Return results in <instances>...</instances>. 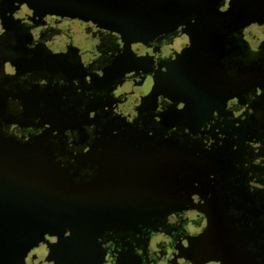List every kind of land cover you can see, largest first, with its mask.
I'll use <instances>...</instances> for the list:
<instances>
[{"label":"flooded vegetation","instance_id":"obj_1","mask_svg":"<svg viewBox=\"0 0 264 264\" xmlns=\"http://www.w3.org/2000/svg\"><path fill=\"white\" fill-rule=\"evenodd\" d=\"M242 2L234 12L232 0H0L2 140L46 147L70 189L99 176L111 148L169 145L195 175L191 209L54 252L36 246L23 262L1 250L0 264H97L100 252L107 264H165L208 219L228 234L229 252L264 264V0ZM14 197L1 194L0 247L37 236L36 211ZM194 216L190 234L183 224ZM159 234L171 246L162 258Z\"/></svg>","mask_w":264,"mask_h":264},{"label":"water","instance_id":"obj_2","mask_svg":"<svg viewBox=\"0 0 264 264\" xmlns=\"http://www.w3.org/2000/svg\"><path fill=\"white\" fill-rule=\"evenodd\" d=\"M242 1L244 0H232L234 12L239 9ZM217 3L214 5L215 11ZM199 8L201 6L198 10ZM184 22L186 21H182V24L185 25ZM249 24L250 21L245 23L246 26ZM107 152L111 154L109 150ZM47 153L40 145L32 149L23 148L0 137V202L1 194H15L13 199L27 202L26 208L24 204L21 205L22 209L29 211L31 208L36 211L37 222H32V225L37 226L38 235L32 240L18 241L21 243L22 257L28 255L32 248L44 243L46 234L57 240L49 245L50 251L54 252L77 239L98 235L105 229L128 231L137 223L147 222L154 216L163 217L171 211L195 207L187 203L186 188L195 176H191L194 167L189 157L181 159L179 171L167 165V170L160 176L164 181L161 180L160 183L154 175L144 178L135 167L132 171L136 174L127 173L125 167L120 165L116 168L113 163L110 164L111 159L106 160L104 163L107 164L92 182L85 187L70 189L66 180L57 177ZM29 154H36L34 168L30 163L33 155L30 157ZM169 159L173 161L174 158ZM179 175L181 178H178ZM177 180H181L180 185ZM3 186L13 187L14 192ZM31 202L36 203V206L29 207ZM205 215L210 218L208 214ZM216 227L217 224L208 219L203 232L196 237H188L176 247L165 264H237L235 258H229V263L224 260L223 239ZM3 242L6 244V240ZM57 260L54 257V262ZM242 262L247 264V259Z\"/></svg>","mask_w":264,"mask_h":264},{"label":"bare ground","instance_id":"obj_3","mask_svg":"<svg viewBox=\"0 0 264 264\" xmlns=\"http://www.w3.org/2000/svg\"><path fill=\"white\" fill-rule=\"evenodd\" d=\"M37 145H40V144H31V145L29 144V145H24V146L21 145L20 147H23V148L29 147L30 149H32V148L36 147ZM40 146H42V145H40ZM42 147H44V146H42ZM44 148L47 150L46 147H44ZM109 152L111 154H109L108 152L106 153V154H108L109 157L104 156V158L101 160V163H102L101 169L102 170H103L104 165L107 164V163H104V161L111 159L110 164L113 163L112 165H114L116 168H117V166L121 165V167H125V170L127 171V173L131 172L133 174H136L134 171H132V169H134V167H135L136 170L140 171L139 173L144 178H147L150 175H152V176L154 175V176H156L157 180H159V183L161 180L164 181V179H161L160 176H161V174L165 173V170H167L166 169L167 165L174 167L176 170L179 171L181 168L180 167V165H181L180 161H181V159L185 158L182 154L180 156L178 154V152H175V149L171 148L169 145H166L165 150H160L159 152L158 151H156V152L149 151L148 153L142 152L143 154H133L132 152H130L129 150H127L125 148H123L121 150L111 148V149H109ZM29 155H30V157H31V155H33V157L30 158L31 159L30 163L32 166L33 164H36V162L34 161L36 158V154H29ZM170 157L174 158L173 161L171 159H169ZM186 159H188V158H186ZM137 164H139V165L137 166ZM180 177H178V178H180ZM177 183H178V185H180L181 180H179V181L177 180ZM186 191H188V201H189V202L187 201V203H190L191 202L190 186H188L186 188ZM3 200H4V198H2V201ZM5 200H7V199H5ZM26 217L28 219H31V215L28 213L26 214ZM34 218L35 217L33 216L32 221L37 222ZM33 226L36 227V230L33 229L34 228ZM217 227H218V224H217ZM28 228H30V227H28ZM32 230H33V232L36 231L37 232L36 235H38V228L36 225H32ZM227 235L228 234L225 235V234L221 233V238L223 239L222 242L224 245L222 247V254L224 255V260L226 261V263H229L228 262L229 258L231 260L233 258H235L236 262H238L237 264H244L242 262V259H241V257H243V256H237L238 254L235 255V253L228 251V249L232 247V244L229 242ZM18 241H20V240H16V241L12 240V242H11L12 247H9L8 244L6 243L3 247H0V251L1 250L5 251L7 256L17 257L18 259L20 258L23 262V261H25V259H27L28 255L25 254L24 257L21 256V243ZM44 241H45L44 243H41L38 246L48 245V247H49L50 244L57 242V240L54 239L49 234H46L44 236ZM6 245H7V248H6Z\"/></svg>","mask_w":264,"mask_h":264},{"label":"rangeland","instance_id":"obj_4","mask_svg":"<svg viewBox=\"0 0 264 264\" xmlns=\"http://www.w3.org/2000/svg\"><path fill=\"white\" fill-rule=\"evenodd\" d=\"M112 17H115L114 15ZM117 17V16H116ZM129 29H127L126 27L124 28L123 32H121L120 34L123 35L120 36L119 38L121 39H124V43L126 41V36L128 35L129 33ZM51 40L55 41L56 38H52ZM174 65L173 66H170L168 67V73L167 75V81H164L165 84L163 85V88L165 87L166 90L167 88L170 89V88H174V81L173 79L170 77L172 76V70L174 69ZM162 76H160L161 78ZM186 228L185 230L192 234V233H195L196 232V229L198 228L199 226V221L196 219V217H189L186 222H184L183 224ZM152 247L154 248L155 250V254L158 255L159 258H162V256H167L170 254L171 252V246H170V241L169 239L164 236V235H157L156 238H154V241H153V244H152ZM106 254L105 252H100L98 254H95L93 255V257L97 260V264H107L106 262ZM76 264V263H75Z\"/></svg>","mask_w":264,"mask_h":264}]
</instances>
